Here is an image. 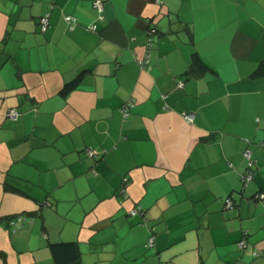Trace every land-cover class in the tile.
Listing matches in <instances>:
<instances>
[{"label":"crops","instance_id":"obj_1","mask_svg":"<svg viewBox=\"0 0 264 264\" xmlns=\"http://www.w3.org/2000/svg\"><path fill=\"white\" fill-rule=\"evenodd\" d=\"M93 1L0 0V264H264V0Z\"/></svg>","mask_w":264,"mask_h":264},{"label":"built area","instance_id":"obj_2","mask_svg":"<svg viewBox=\"0 0 264 264\" xmlns=\"http://www.w3.org/2000/svg\"><path fill=\"white\" fill-rule=\"evenodd\" d=\"M93 7L99 12L101 13L102 12V9H103V6H102V1L101 0H94L93 3H92ZM65 21L66 23L69 25L70 28H73V26L75 25L76 23V20L74 17L72 16H66L65 17ZM40 26H41V30L44 31L47 26H48V16L45 15L43 17H41L40 19ZM91 30H94V27L93 26H90L89 27ZM155 32V29L154 28H151L149 31H148V41H147V44H146V57L141 60V61H138V66L140 68H145L147 66V63H148V55L150 53V49H151V44H152V39L150 38L151 35ZM183 85L182 82L178 83V87L181 88ZM131 106H132V101L131 100H128L126 101L125 103L122 104L121 108H120V113H121V117H122V121H126L129 117V114H130V109H131ZM19 116V111L15 108H11L7 111L6 113V117L11 119V120H15L17 119ZM183 118L187 121V122H192L193 121V114L192 113H184L183 114ZM247 143L250 142V140H246ZM85 154L88 156V157H95L98 155L95 151H92L90 149H87L85 151ZM243 158L244 160L246 161L247 163V167H246V171L243 173V175L241 176V181L244 183V184H247L252 178H253V169H254V165H255V162L256 160L253 159L252 157V153L249 149H245L244 152H243ZM121 193L123 194V196H126L125 194V190L122 189L121 190ZM255 199H258V200H262L264 199V193H258L254 196ZM224 205H225V208H231L233 203H232V200L230 198H226L225 201H224ZM128 214L130 216H136L138 214H142V208L140 207V205H136L134 208L130 209L128 211ZM34 217L32 216H26L24 214H20V215H16L14 216L12 219H10V224L11 226L13 227V229H16V228H19L21 227L24 223L28 222V221H32ZM153 242H154V238L153 237H149L148 238V245L149 246H152L153 245ZM246 246V240L245 238H243L242 240H240L238 242V247L240 249L244 248Z\"/></svg>","mask_w":264,"mask_h":264},{"label":"trees","instance_id":"obj_3","mask_svg":"<svg viewBox=\"0 0 264 264\" xmlns=\"http://www.w3.org/2000/svg\"><path fill=\"white\" fill-rule=\"evenodd\" d=\"M254 75L264 76V62L258 66V69L254 72ZM74 84H75L74 82L67 84L61 92L66 93L68 90H70L74 86ZM243 185L245 184L243 183ZM227 198H230V197H227ZM51 250L54 254V258L56 259V261L61 262L62 264H67V263L71 264V263L78 262L79 250L74 243L68 242V243L52 244Z\"/></svg>","mask_w":264,"mask_h":264}]
</instances>
